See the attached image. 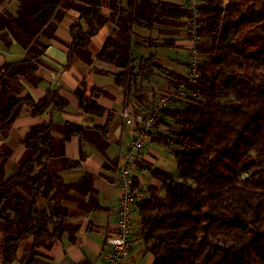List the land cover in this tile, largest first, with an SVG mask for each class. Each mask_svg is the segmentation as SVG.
<instances>
[{"label": "trees", "instance_id": "trees-1", "mask_svg": "<svg viewBox=\"0 0 264 264\" xmlns=\"http://www.w3.org/2000/svg\"><path fill=\"white\" fill-rule=\"evenodd\" d=\"M68 1L0 0V28L8 30L0 33V47L11 49L15 40L27 53L25 59L0 67L4 264L17 260L25 241L22 264L39 263L41 250L63 234L59 196L66 185L50 165L57 157L54 125L32 127L23 141L26 157L9 177L3 176L2 168L11 156L6 141L25 106L34 116H42L68 105L56 91L38 102L31 95L19 98L12 93L13 82L36 71L33 59L44 48L39 36L53 27L64 3L77 10L85 24L72 29L69 63L105 23L112 22L98 60L120 70L116 81L121 87H136L140 80L151 81L157 75L170 79L171 90L185 85L184 97L167 107L157 122L156 129L162 127L167 134L154 135L174 155L178 173L170 177L153 171L162 187L148 188L136 207L141 235L153 245V264H264V0H200L199 77L192 83L154 56L139 63L135 56L136 28L152 31L162 16L186 19L189 26L186 7L151 0ZM14 2L19 5L17 16L8 10ZM105 7L112 10L110 18L103 15ZM139 8L150 9V18L139 15ZM77 95L82 110L102 114L93 94ZM91 180L86 174L75 187L88 183L91 189ZM135 188H140L138 183Z\"/></svg>", "mask_w": 264, "mask_h": 264}, {"label": "crops", "instance_id": "crops-1", "mask_svg": "<svg viewBox=\"0 0 264 264\" xmlns=\"http://www.w3.org/2000/svg\"><path fill=\"white\" fill-rule=\"evenodd\" d=\"M78 2V0H69ZM153 3L166 2L184 9L185 0H151ZM19 5L11 4L9 13L17 16ZM143 18H150V9L139 8ZM112 10L103 9L105 18H110ZM80 21L75 9L63 8L61 14L52 21L38 41L43 44V53L33 59L37 69L29 78L19 77L13 82L12 93L19 98L31 95L36 102L41 101L51 91H56L68 105L64 109L54 108L42 116H34L31 108L24 107L11 129L7 146L11 151L10 159L3 166V176H11L16 167L26 157L23 141L32 127L53 124L55 141L63 142L65 149L56 154L50 165L59 172L66 187L59 196V208L63 212L62 238L48 242L41 250L37 264H102L103 255L109 252V241L113 238L117 225V208L120 192L114 185V171L120 160L121 152L130 142L133 133L121 116L125 108L136 112H149L156 99L172 89L170 79L157 75L151 81L140 80L135 87H121L116 76L121 73L114 65L98 60L114 25L105 23L86 49L84 56L77 53L69 63L72 29ZM153 30L136 28L139 47L135 48L137 62L154 56L167 70L188 76L189 48L188 22L162 16ZM1 27V23H0ZM8 32L7 27L0 33ZM4 48L3 46H1ZM27 57L26 51L18 41L13 40L11 49L0 55V67L9 61H19ZM90 97L102 108L101 115L88 114L80 108L81 99L77 92ZM164 128L156 129L148 140L146 149L140 154L135 171V183L140 192L148 195V188H160L161 182L154 177L153 171L176 177L174 164L163 155V149L155 134H166ZM161 145V144H160ZM169 157L175 159L170 155ZM176 160V159H175ZM177 162V160H176ZM86 174L92 176L89 185L81 184ZM175 175V176H174ZM68 186V187H67ZM39 205L43 206L40 199ZM137 207V206H136ZM142 225L138 209L135 208L132 223V251L127 264H153L152 244L142 237ZM6 234L0 230V264H4L3 245ZM29 245V243H28ZM27 242L20 245L17 260L22 264Z\"/></svg>", "mask_w": 264, "mask_h": 264}, {"label": "built area", "instance_id": "built-area-1", "mask_svg": "<svg viewBox=\"0 0 264 264\" xmlns=\"http://www.w3.org/2000/svg\"><path fill=\"white\" fill-rule=\"evenodd\" d=\"M189 11L188 36L189 49V82H196L199 77L202 27L199 13L200 0H185ZM0 53H3L0 50ZM185 85L160 95L149 112H136L125 108L121 112L125 125L130 128L133 136L122 150L120 160L114 171V185L120 192L117 208V225L113 238L109 241V252L103 255L102 264H127L132 251V223L134 210L147 194L135 188V171L140 154L146 149L150 136L155 132L162 112L184 97ZM167 134V132H166ZM172 157L174 155L170 153Z\"/></svg>", "mask_w": 264, "mask_h": 264}, {"label": "rangeland", "instance_id": "rangeland-1", "mask_svg": "<svg viewBox=\"0 0 264 264\" xmlns=\"http://www.w3.org/2000/svg\"><path fill=\"white\" fill-rule=\"evenodd\" d=\"M69 2V1H68ZM66 4L67 3H64L62 6H61V9L65 8L66 7ZM190 49V48H189ZM0 50L3 52V53H0V55H3V54H6V50L4 48H1L0 47ZM86 53L84 51H82L79 55L81 56H84ZM189 61V60H188ZM155 146H158L160 149L163 147L165 150H163V155H165L166 157L170 158L171 161L174 163V164H177L176 160L175 159H172L171 157H169V154H168V151L166 150V148L163 146V145H160V144H155ZM147 147V146H146ZM53 148L54 150L56 151V154H59L61 153V151H63L65 149V145L63 142H59V139L54 141V144H53ZM162 148V149H163ZM64 153V151H63ZM175 172L177 171L178 173V168L177 170H174ZM177 173L175 175H177ZM174 175V176H175Z\"/></svg>", "mask_w": 264, "mask_h": 264}]
</instances>
